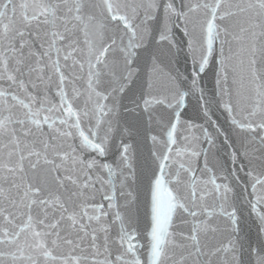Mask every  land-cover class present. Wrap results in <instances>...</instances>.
<instances>
[{"label":"snow or ice","instance_id":"1","mask_svg":"<svg viewBox=\"0 0 264 264\" xmlns=\"http://www.w3.org/2000/svg\"><path fill=\"white\" fill-rule=\"evenodd\" d=\"M0 264H264V0H0Z\"/></svg>","mask_w":264,"mask_h":264}]
</instances>
